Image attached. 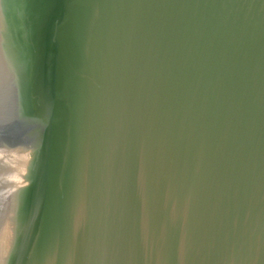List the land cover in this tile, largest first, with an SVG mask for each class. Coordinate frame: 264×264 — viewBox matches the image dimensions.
<instances>
[{"label":"water","instance_id":"95a60500","mask_svg":"<svg viewBox=\"0 0 264 264\" xmlns=\"http://www.w3.org/2000/svg\"><path fill=\"white\" fill-rule=\"evenodd\" d=\"M0 264H264V0H0Z\"/></svg>","mask_w":264,"mask_h":264}]
</instances>
